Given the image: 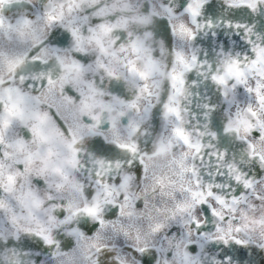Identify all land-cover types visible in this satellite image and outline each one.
Instances as JSON below:
<instances>
[{"label":"snow or ice","instance_id":"obj_1","mask_svg":"<svg viewBox=\"0 0 264 264\" xmlns=\"http://www.w3.org/2000/svg\"><path fill=\"white\" fill-rule=\"evenodd\" d=\"M0 264H264V0H0Z\"/></svg>","mask_w":264,"mask_h":264}]
</instances>
